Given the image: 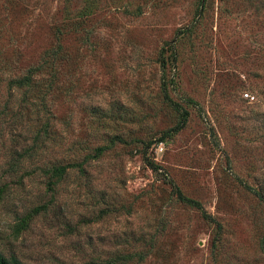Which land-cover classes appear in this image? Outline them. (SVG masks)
I'll return each mask as SVG.
<instances>
[{"label": "rangeland", "instance_id": "obj_1", "mask_svg": "<svg viewBox=\"0 0 264 264\" xmlns=\"http://www.w3.org/2000/svg\"><path fill=\"white\" fill-rule=\"evenodd\" d=\"M198 3L92 0L85 11L84 0H0L3 77L38 65L56 35L61 46L54 89L42 93L45 74L32 91L54 125L34 159L87 160L15 237L19 218L49 196L42 178L18 185L8 175L10 152L31 126L2 108V86L0 254L24 264H264V206L242 185L264 194V0H206L199 17ZM163 84L188 112L176 132ZM99 147L108 149L87 159ZM173 186L208 218L176 200Z\"/></svg>", "mask_w": 264, "mask_h": 264}, {"label": "trees", "instance_id": "obj_2", "mask_svg": "<svg viewBox=\"0 0 264 264\" xmlns=\"http://www.w3.org/2000/svg\"><path fill=\"white\" fill-rule=\"evenodd\" d=\"M206 0H199L198 7L196 9V15L199 17L202 13V8ZM85 11L90 9V4L92 0H84ZM179 34H183V31H178ZM56 43L55 45L45 52L40 63L34 67L27 69L25 74L15 76L9 74L7 77H3L2 73L8 69L6 64L0 62V90L2 86L6 85V100L2 104V108L5 110L8 109L12 116H14L13 121H16V124L21 125L22 119L25 117L27 121L30 122L31 128L27 130L24 136L22 137L21 147L17 148V145L10 152V161L8 162V175L15 180L16 184L20 185L23 182L24 178H31L38 176L44 180V193L49 196V200L44 204H40L32 207L26 215L19 218L18 222L14 226L13 234L17 237L19 234L24 232L30 227L34 219L38 216L45 215L49 212L50 208L53 207L56 201V187L59 182L68 174L71 170H78L80 173H83V166L87 162L86 159L81 162H73L72 159L66 162H59L58 160H53L52 163L46 162L45 159H34L38 154V151L41 148H47L48 141L51 139V135L54 134V125L50 124L51 117L48 116L45 109H41L44 106V96L39 93L36 94L32 92L34 88H38V82L41 75H49V78L45 81L41 87L44 90L43 94H48L54 89V79L52 72H54V65L58 59L61 46L58 42V35L55 36ZM167 49L174 50L176 48V39L166 43ZM55 61V62H54ZM161 67L164 68L166 65V60L162 57L160 53L159 58ZM10 73V72H9ZM162 93L164 101L171 106L178 115V122L172 129L173 132H176L182 129L187 121L188 112L184 110L180 105L173 102L167 95V88L162 85ZM17 92L20 93L19 99H13V94ZM41 93V92H40ZM41 93V94H42ZM1 97V95H0ZM34 97V98H33ZM38 104H41L40 108L37 107ZM42 113L44 116H42ZM3 116H5V111H3ZM169 136L168 133L163 134L155 142L162 143L165 141L166 137ZM19 143V142H18ZM153 142H148L146 144V149H148ZM108 147H99L94 150V154L87 157V159H96L100 157ZM40 156V155H39ZM39 158V157H38ZM147 165L152 171H158V167L155 166L152 162L147 161ZM25 170L23 171V169ZM22 171V173H20ZM41 183V184H42ZM244 188H248L253 195L261 202L264 206V194L260 190H252L247 184H242ZM8 185H2L0 187V199L3 197L5 190ZM172 193L175 196L176 200L180 203L191 207L202 213L204 218H208L207 214L202 212V206L199 201L191 199L185 196L178 187H172ZM218 232V229H217ZM258 247L261 253L264 255V234L259 239ZM127 257H118L112 260H105L103 262H98L94 264H114L118 260H125ZM142 258V257H141ZM0 264H24L16 257L6 258L0 254Z\"/></svg>", "mask_w": 264, "mask_h": 264}, {"label": "built area", "instance_id": "obj_3", "mask_svg": "<svg viewBox=\"0 0 264 264\" xmlns=\"http://www.w3.org/2000/svg\"><path fill=\"white\" fill-rule=\"evenodd\" d=\"M243 97H244L245 99L249 100V101H253V100H254V97L251 96V95L248 94V93H245V94L243 95Z\"/></svg>", "mask_w": 264, "mask_h": 264}]
</instances>
